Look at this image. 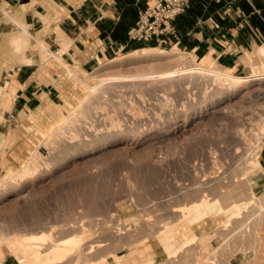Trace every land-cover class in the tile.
Here are the masks:
<instances>
[{
  "label": "rangeland",
  "instance_id": "obj_1",
  "mask_svg": "<svg viewBox=\"0 0 264 264\" xmlns=\"http://www.w3.org/2000/svg\"><path fill=\"white\" fill-rule=\"evenodd\" d=\"M23 35L20 42L28 37L26 32ZM14 46L19 49L17 42ZM149 47L154 46L144 48ZM155 47L170 53L120 64L118 61L137 48L122 52L97 68L86 82L94 85L98 83L96 77L117 76L129 70L158 73L174 65L173 50L183 53L192 65L190 71L196 73L180 76L169 85L166 81L156 83L152 91L133 87L128 80L112 86L115 89L100 86L103 91L96 90V94L103 93L87 97L85 84L70 109L46 130L42 142L46 150L40 154L37 168L18 176L11 187L6 172L0 176V241H15L23 253L24 263L18 260L21 264H52L37 262L23 251L22 241H36L44 252L54 241L71 236L80 238L77 249L55 264H101L103 257L116 255L124 246L153 237L164 255L151 264H228L236 252L232 241L244 239L245 230L257 223L261 213L250 198L249 178L257 168L253 159L264 141V127H258L264 118V64L259 66L262 72L250 78L243 76L244 81L230 91L193 69L197 64L207 66L182 50L166 43ZM184 63H177L178 67L183 68ZM88 104L94 107L93 119L74 121L86 116ZM77 126L82 128L78 130L80 137L73 141ZM116 128L121 133L114 144L89 153H78L72 147L83 137L89 142ZM203 199L218 202L220 209L234 199L242 214L231 221L229 229L223 226L227 214L215 216L219 208L208 215L201 210L188 218V209ZM206 216L215 218L221 225L219 230L224 229L219 232L222 240L213 246L194 242L170 258L163 236L183 221L191 226ZM193 236L189 229H183L175 245ZM5 245L0 242L1 258L11 255L3 250ZM138 251L117 256L122 261ZM142 264H149L147 258Z\"/></svg>",
  "mask_w": 264,
  "mask_h": 264
},
{
  "label": "crops",
  "instance_id": "obj_2",
  "mask_svg": "<svg viewBox=\"0 0 264 264\" xmlns=\"http://www.w3.org/2000/svg\"><path fill=\"white\" fill-rule=\"evenodd\" d=\"M146 4L145 0H0V176L15 170L32 152H45L46 130L70 109L88 76L122 52L166 43L198 63L234 76L245 77L254 67L261 72L264 0H190L171 22L174 34L129 40L127 32ZM23 32L28 37L20 42ZM257 159L249 193L250 198L264 200V141ZM257 219L245 230L244 239L232 241L236 252L228 264H264V210ZM215 221L206 216L188 229L199 238L214 234L213 246L224 231ZM134 249L141 252L122 264H142L146 258L147 263H157L164 255L154 237L124 246L116 255L126 256ZM103 258L101 264H116L112 255ZM1 264L21 263L3 255Z\"/></svg>",
  "mask_w": 264,
  "mask_h": 264
},
{
  "label": "bare ground",
  "instance_id": "obj_3",
  "mask_svg": "<svg viewBox=\"0 0 264 264\" xmlns=\"http://www.w3.org/2000/svg\"><path fill=\"white\" fill-rule=\"evenodd\" d=\"M40 43L42 45V42H40ZM44 46L45 45H43V48H44ZM45 48H47V47H45ZM168 53H170V52L167 51V50L158 48V47L142 48V49H139V50H134V51L129 52L128 54L125 55V57L122 60L118 61V63L122 64L124 62L125 63H131V62H135L137 60L139 61V60H147V59H154V58L157 59V58H162V57L166 56V54H168ZM171 54H172V57H175V58H173V61H174L173 64L174 65L172 67H170V68H162L158 73H155V74L152 73V72H150V71L144 73V72H141V71H138V70H129L127 72L120 73L117 76H111V75H109L108 77L107 76H104V77H101V78L100 77H96L97 78V81H98L97 84H94V85H86L87 86V91H88L87 97H89V96L91 97L92 95L95 96L99 92L103 91L102 90L103 89L102 88L103 85H105L104 87H106V88H108V87L110 88V86L111 87L112 86H119L120 84H118V83H122V82H125V81H128L129 80L130 81V85H132L133 87L134 86H136V87L137 86H139V87L142 86L143 88H145V89L147 88V90L152 91L151 89H152V87L154 85H156V83H159V82H162L163 83V81L164 82L166 81L167 82L166 85H167L168 82L171 81L170 82V84H171L173 82V80H175L178 77L180 78V76H182V78H183L185 75L187 76V74L196 73L195 71L194 72H191L192 70L190 71V68L189 67L192 66V65L190 63H187V61H185L184 56H183V53H181L179 51H176V50H173V52ZM181 61L185 62L183 68L178 67V64H180ZM194 68H196L197 70H200L199 73H201L205 77H209V79H211L212 81H215L216 83L214 82V84H220V85H222V87H224L223 85H225V87L228 90H230V91L233 90V88H236L237 86H239L242 83L241 80H243L242 79L243 77L234 76L233 74H230V73L225 72V71H222V70H213L211 68L202 67V66H199L198 64L196 65V67H193V69ZM256 69H257L256 67L249 68L247 70L246 77L247 78H250V77L256 76L259 73V70L257 71ZM261 80H264V79H261ZM163 84H165V83H163ZM100 86H101L102 89L100 88ZM106 88H104V89H106ZM112 89H115V88L112 87ZM96 90H101V91H98V93L96 94ZM222 90H223V88H222ZM135 91H137V90H135ZM149 91H147V92H149ZM104 92H105V90H104ZM101 93H103V92H101ZM226 93H227L226 95L229 96L228 92H226ZM98 95H100V93ZM104 96H102V97H104ZM97 98H98V96H97ZM215 100H216V98H215ZM95 101H94V103H95ZM105 104H106V102H105ZM212 104H214V103H212ZM107 109H110V108H107ZM116 109H118V108H116ZM103 110H105V109H103ZM110 111H112V110H110ZM113 112H115V111H113ZM94 113H95L94 112V107H91L88 104L87 105L86 114H85L86 116L84 118L82 117L81 119L79 118L78 120L76 119L74 121H78V122L80 121V123H81V122H85L86 119L92 120L93 118H91V117H94ZM97 114H99V113H96L95 115H97ZM101 114H102V112H101ZM70 119L72 120V118H70ZM258 124H259V126H258L259 129H260V127L261 128L264 127V118H261ZM81 125H84V124H81ZM105 127H104V129H105ZM173 127H175V126H173ZM85 128H86V126H85ZM90 128H92V127H90ZM73 129H74V133H73L74 137L72 138V140L73 141H77L78 138L80 137V135L78 133V130L79 129H82V128L77 126V129L75 127ZM168 130H169V127H168ZM104 132H103V136L101 135L102 138L99 137V139H94L92 137L93 140L87 142L88 139L86 141H84L85 138L83 137L84 139L81 138V140L78 141V142H76L75 145L72 144L73 145L72 147H74L75 151H77L78 153H85V152H88L90 150H94V149H96V148H98L100 146H106L107 144H109V145L110 144H114V143H116V142H118L120 140L119 136H120V133L121 132H120V129L119 128H116V129L107 131L106 133H104ZM87 134H89V133H87ZM100 134H102V133H100ZM90 136H89V138H90ZM85 137H87V136H85ZM40 157H41L40 154H38L37 152H32L31 155H30V157L26 160L25 163H23L24 165L21 166L20 169L17 172L16 171L14 172L13 169H8L6 171V175L9 178V186L11 187V185H13V180H15L18 176L22 177L26 173H30L31 170H35L37 168V166L39 165V163H40L39 162L40 161ZM61 161H62V159H61ZM253 161H254V164H253L254 167L258 166V159H257V157L255 159H253ZM222 202H224V201H222ZM253 204L256 207L257 213H259V212L261 213L262 210H264V200H262L261 198L255 197ZM217 208H219V209H217ZM216 209H217L218 212L215 214V216H218V215L223 214V213H225V214L228 215L229 218L225 221V223L223 225L225 227H227V226L230 227L231 221L233 219L239 218V216L242 214V212L240 211V207L237 206V205H235V204H233V203H231V201H230L229 204H227L226 207L224 206L223 208L221 207V209H220L218 202H215L214 204H211L209 201L203 199V200L197 201L194 206L190 207L188 209V211L186 212V214H187L186 216L189 218L192 215H194L195 213L197 214L201 210L204 211L203 212V215H205V214L208 215L211 212H214ZM182 215H180V217H182ZM184 215H185V213H184ZM258 215L260 216V214H258ZM184 222L185 221H183V224L181 223L175 229H173L172 231H170L167 234H165L163 236V238H162V240H163L164 243L168 242V244L164 245V249H165V251H167V253H168V255H169L170 258L172 256H175L176 254H178L181 249L187 247L188 245H190V244H192L194 242L198 243L197 241H199V242H203L205 244L206 243H209L210 240L214 236V234L213 235L207 234V235H204V236H202V237L199 238L196 235H194L191 239H188L184 243L183 242L182 243L180 242V244L178 243L179 245L176 246L175 243L177 242L176 237L178 235V232H180L183 229H188V227H190L188 223H186V222L184 223ZM228 235H230V234H228ZM36 238H39V237H36ZM226 239H228V238H226ZM79 241H80V238H77L76 236H71V237H68V238H65V239L56 241V242L54 241L51 244V246L46 251H44V252L41 251L40 247H37L38 242H36V241H32V240L28 241V240H25V241H22L21 244L23 246V251L24 252H27V253L29 252L32 255V257L37 262L40 263V261H45V262H48V263L50 262L52 264H55V263L63 262L73 251H75V249H77V246L79 245ZM0 242H4L6 244L5 245L6 247L3 249L5 252H10L12 256H14L15 258H17V260H19L21 263H24V259H23V255H22L23 253L20 252L17 249V245H16L15 241H12L11 239H8L7 241H0ZM188 242H189V244L186 245V243H188ZM218 247H216V248H218ZM113 258H114L116 264H122L120 257H118L117 255H114ZM1 259L2 258L0 257V264H1ZM41 264H43V263H41ZM149 264H151V262H149Z\"/></svg>",
  "mask_w": 264,
  "mask_h": 264
},
{
  "label": "built area",
  "instance_id": "obj_4",
  "mask_svg": "<svg viewBox=\"0 0 264 264\" xmlns=\"http://www.w3.org/2000/svg\"><path fill=\"white\" fill-rule=\"evenodd\" d=\"M145 1V8L139 12L135 25L127 32L129 40H151L165 33L174 34L171 22L185 11L190 0Z\"/></svg>",
  "mask_w": 264,
  "mask_h": 264
}]
</instances>
